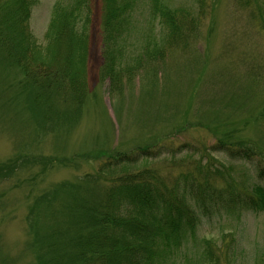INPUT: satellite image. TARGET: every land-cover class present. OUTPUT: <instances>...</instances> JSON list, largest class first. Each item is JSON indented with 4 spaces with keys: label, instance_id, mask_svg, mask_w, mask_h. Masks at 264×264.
<instances>
[{
    "label": "rangeland",
    "instance_id": "1",
    "mask_svg": "<svg viewBox=\"0 0 264 264\" xmlns=\"http://www.w3.org/2000/svg\"><path fill=\"white\" fill-rule=\"evenodd\" d=\"M58 1L69 2L37 0L33 8L29 24L41 45ZM151 2L139 0L135 7L131 31L125 36L127 46L122 49V64L131 75L123 72L116 91L99 74L101 1L93 0L90 95L79 115L71 102L65 106L58 99L59 109L46 117L34 109L25 75L0 49V167L17 166L9 178L0 179V264H40L42 255L34 237L40 229L31 234L28 220L32 198L53 192L63 182L94 176L106 155L159 143L189 144L196 150L177 156L176 166L196 163L206 155L228 167L246 187L257 182V162L264 166V34L254 14L234 0H207L203 13L194 0H163L166 7L200 22L186 49L169 50L162 60H152L148 58L152 48L145 43L159 41L163 34L150 19ZM219 141L249 149L253 161L209 152ZM40 157L52 162L45 164ZM36 158L39 161L33 163ZM165 161L163 156L151 167L165 174ZM179 171L173 168L174 176ZM87 193L99 196L96 187ZM218 206H208L211 212L203 217L198 240H220L233 232L245 258L254 262L264 254V209L233 215ZM39 226L47 230L43 216ZM199 256L198 243L189 241L181 264H200Z\"/></svg>",
    "mask_w": 264,
    "mask_h": 264
},
{
    "label": "trees",
    "instance_id": "2",
    "mask_svg": "<svg viewBox=\"0 0 264 264\" xmlns=\"http://www.w3.org/2000/svg\"><path fill=\"white\" fill-rule=\"evenodd\" d=\"M100 1L99 74L118 91L123 72L131 75L122 64V49L127 46L125 36L131 31L139 0ZM194 1L199 11L205 12L207 0ZM36 2L0 0V49L8 62L25 75V88L34 109L46 117L59 109V100L65 106L71 102L79 115L90 95L93 0L58 1L42 45L29 24ZM234 3L252 11L264 34V0ZM149 8L150 19L159 24L163 36L145 43L152 48L148 58L162 60L169 50L186 49L200 21L166 7L163 0H152ZM193 150L189 144L174 147L159 143L116 152L101 158L94 176L79 178L78 183L63 182L53 192L32 198L28 220L32 221L31 234L40 229L34 236L42 255L40 264H181V254L189 241L198 243L200 264H264V254L254 262L245 258L233 232L220 240H198L203 217L211 212L208 206L215 208L219 203L218 208L233 215L264 209V166L257 162V182L248 188L230 174L228 167L217 165L206 155L196 163L176 166L177 156ZM209 152L226 153L234 161H253L249 149L225 141L217 142ZM163 156L167 164L163 170L168 171L165 174L151 167V162ZM51 159L40 157L45 164ZM173 168L181 171L174 176ZM16 169L11 163L1 166L0 179L9 178ZM94 187L99 196L87 193ZM39 216L48 223L47 230L40 228Z\"/></svg>",
    "mask_w": 264,
    "mask_h": 264
}]
</instances>
